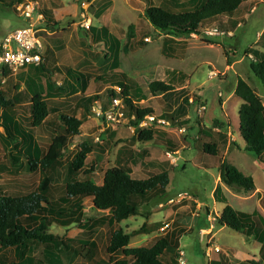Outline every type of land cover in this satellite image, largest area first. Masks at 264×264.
Wrapping results in <instances>:
<instances>
[{
  "label": "rangeland",
  "instance_id": "obj_1",
  "mask_svg": "<svg viewBox=\"0 0 264 264\" xmlns=\"http://www.w3.org/2000/svg\"><path fill=\"white\" fill-rule=\"evenodd\" d=\"M162 2L173 4L172 0H98L91 13L97 23L107 24L111 34L117 40L118 44L112 45L111 48L108 43L105 44L93 39L85 40L83 47H81L77 32L83 33V30L86 29L76 23L79 21L78 17H71L64 24L76 28L75 30L71 29L72 32L70 30L68 35L70 52L76 57V60H71L73 68L85 76L89 75L88 77L91 79L89 88L85 90V93L78 94V96L74 95L73 92L66 94L69 96V103L73 104L67 106V114L82 118L84 123L80 127L81 135L72 139L70 146L65 150V164L53 174V184L61 186L66 182L67 161L73 157L76 146L81 142H92V150L88 155L83 171L93 170L92 177L99 183L103 180L105 170L115 165L118 149L126 143V146L132 145V136L136 133L134 126H131L129 122L120 125L115 128L119 131L118 135L114 139H110L109 133L112 129H108L106 132L102 131L100 121L92 112L94 102L89 103L85 100L87 94H91L93 100H96L98 95L102 100H105L108 97L106 88L111 85L106 82V79L110 80L107 75L118 78L119 72H124L129 77L136 79L140 87V97L146 99L151 97L147 84L153 80L165 79L167 70H169L167 82L172 83L173 88L186 83L188 89L167 94L161 98V102L156 98L142 102L144 107L152 106L151 108L156 110L152 125L155 128L169 131V137L174 139L180 149L177 155L172 154L171 157L164 155L167 154L164 147L156 146L158 149L153 150L154 156L157 158H165L168 162L175 158L177 164L175 166L171 162L172 165L168 163L170 182L167 186V194L163 198L152 199L148 205H142L143 214L146 215L147 211L150 212L148 218L139 215L130 217L119 225L106 221L96 226L92 224V227L87 229L84 227L91 224L89 219L97 220L107 215L108 211L101 212L93 209L91 200L86 198L75 199L74 203L81 202L84 206V216L81 221H73L75 214H72V221L68 225L63 226L54 223L49 232L66 238L74 247L72 251L63 254V264H92L97 261H108L109 255L106 248L111 233L118 227H122L126 232H132L130 246L152 245L157 238L164 237L168 232H178L181 226L180 220L183 218L185 223L190 226L191 231L182 235V232L177 233L180 238L178 241L173 239V244L176 245L174 250L167 251L162 255L163 260L167 263L177 261V264H180L178 248H181L186 252L185 258L189 264H212L213 260L220 257L223 259L222 262L214 261L213 264H251L248 260H255L264 264V240L256 239L254 236L248 237L244 232L216 224V219L222 215L226 203L224 200L217 201L213 196L216 177L220 171L219 166L223 161H228L243 171L259 169L260 172H264V163L244 149L245 141L239 130V108L242 99L233 95V88L237 83L236 73L248 81L260 96L264 95V87L261 81L250 69V63L253 59L248 56L247 52L249 51L254 58V50L264 52V38L260 34L261 37L258 41L257 36L260 31L264 32V6L260 3L255 4L253 11L249 7L243 15L246 22L235 29L234 36H224L223 41L219 42L220 45L217 43L211 46L209 44L212 42L199 39L195 34L181 37L186 39L185 43H173L177 41L175 39L172 41L173 38L155 29L145 16V11L148 6L159 5ZM172 7L176 11L192 9ZM25 24L14 7L0 3V38L8 31L16 30ZM130 25H133L132 29H130ZM208 26H204L201 30L213 31V27ZM166 38L168 39L165 40ZM169 43L173 44L170 49H168ZM177 44H185L184 49L173 47ZM170 51L174 53V56H168L167 53ZM232 61L236 63L235 69L229 70L225 77V67L227 63H233ZM211 72H215L216 75H211ZM68 80V77L63 73H58L53 78L57 85L62 86H67ZM68 91L70 90L68 89ZM73 96H77V98ZM197 96H199V100L202 99L204 102L197 101ZM190 97L193 98V103L189 101ZM200 104L206 105V108L201 112H199ZM162 111L163 114L161 115ZM171 112L179 121L176 122L177 125L175 126L164 117ZM29 113L26 112L24 117H28ZM229 114L232 118L228 116ZM56 115L58 114H50L47 121L37 128L34 134L35 139L29 148L32 150L47 148L52 141L55 125L59 122V117ZM188 115L192 120L186 123V118H189ZM13 116L15 115L13 114ZM159 120H165V122ZM215 120L220 121L217 122L216 126L221 131L230 126L232 132L229 138L230 148L225 150V144L228 143L226 138L225 144L221 147L223 150L220 149L219 151L220 155L204 153L201 150L202 145L210 141L208 134L202 138L195 137L197 132L200 136L203 132L201 123L213 128ZM227 131L229 130L227 129ZM3 132V129L0 128V136ZM233 135L237 139H234ZM108 140L112 142V146H109ZM235 142L238 145H235ZM22 145L28 146L25 143ZM142 146L139 143L138 146H133L124 154V162L129 163L132 167L133 177L146 176L142 159H140V153L144 149ZM1 161H4V154L0 153ZM203 162L208 163L209 166L201 165ZM148 169L153 171L154 168L149 166ZM40 180L39 170L31 174L22 170L15 176L1 175L0 191L11 194L16 192L15 190H17V186L20 187L19 185H26L33 191L39 186ZM230 189L229 193L223 191L229 199V203L236 210H256L264 223V196L262 199L257 196L250 197L247 201L240 196L248 194L245 195L242 191ZM262 190L264 193V187ZM55 194L58 196L60 192L55 191ZM181 194L187 198L182 199ZM221 196L222 194L219 195V198ZM193 200H196L197 203ZM198 203H201L199 210L197 209ZM69 218L67 215L61 220ZM167 222L171 224L169 231H160V227ZM144 223L146 229L153 228L155 225L156 228L154 227V229L156 230L149 234L134 232ZM208 228L211 230L206 232ZM85 241L96 243L93 260L83 257L86 247L82 243ZM216 246L221 248V253L214 250ZM208 247L212 249L209 256L206 255ZM38 249L40 251L42 248ZM6 256L11 261L17 260L14 250L9 251Z\"/></svg>",
  "mask_w": 264,
  "mask_h": 264
},
{
  "label": "trees",
  "instance_id": "obj_2",
  "mask_svg": "<svg viewBox=\"0 0 264 264\" xmlns=\"http://www.w3.org/2000/svg\"><path fill=\"white\" fill-rule=\"evenodd\" d=\"M22 1L0 0L4 5L14 7L15 10L16 4ZM241 3L242 0H206L197 8L176 11L171 3L162 2L159 5L148 6L145 16L155 29L167 35L188 37L193 33L200 34L201 29L207 25L218 24L222 29V16L234 15ZM132 28L133 25H130V29ZM261 35L264 38V32ZM116 44L118 42H114V39L109 43L111 46ZM247 52L250 57L249 51ZM253 54L255 58L250 63V69L264 87V52L254 50ZM43 63L38 66L45 69ZM66 69L72 73L69 68ZM6 70L7 68L1 70L4 77L7 76ZM55 72L56 70L50 74L47 91H44L43 87L41 88L36 82L27 84V87H31L30 93H32L30 115L23 116L20 123L16 122L12 116H10L11 120L8 117V113L16 114L17 101L7 99L0 82V109L3 110L0 115V126L4 129V133L0 136L2 145L0 153L4 154V161L0 162V176H15L22 170L27 174L39 170L41 176L39 186L33 191L28 186L21 185L17 186L16 192L11 194L0 191V264H63V254L72 251L74 247L66 238L49 232V229L54 223L68 225L72 221V214H75L73 221H81L84 216V206L81 202L74 203L75 199L86 198L91 200L93 209L101 212L108 211L107 215L97 220L89 219L91 224L84 227L87 229L92 227V224L96 226L106 221L119 225L122 221L139 215L148 218L150 212L143 214L142 205H148L152 199L163 198L167 194V186L170 182L169 170L146 171L145 177H133L130 164L122 163L119 159L114 166L105 170L102 182H97L92 177L93 170L83 171L92 150V142L89 141L79 143L73 157L67 161L66 182L61 186L53 184V174L64 166L65 150L70 146L71 140L80 135V127L84 121L74 115L60 112L58 102L54 99L56 96H64L69 92L85 93L90 80L88 76L80 73L70 74L72 76L67 86L57 85L51 80V75ZM107 76L111 84H119L123 87L122 97L128 105L127 114L136 115L135 119L130 120L136 132L133 142L134 139L142 145L153 142L176 151L177 148L172 141L158 136V130L153 125L146 128L138 126L142 119L148 115H154L155 111L151 107L142 105L137 81L124 72H119L118 78ZM33 88L36 90H32ZM148 88L153 96L173 91L171 85L160 80L150 81ZM235 94L242 99L239 108V130L245 141L244 149L264 163L263 96H260L257 90L242 77H238ZM114 95V90L109 89L108 96ZM196 99L204 102L202 99L199 100V96ZM50 114H58L56 116L59 117L51 143L46 149H39L37 153L30 149L24 150L22 144L33 141V133L46 122ZM164 117L169 119L170 123L175 122L176 119L173 113ZM217 121L215 120V126ZM111 133V139H114L115 132ZM207 134L211 137L216 132L210 127H203V135ZM167 142L170 145H167ZM107 143L109 146L113 145L110 140ZM216 146V143L207 141L201 149L205 153L217 155ZM145 153L146 151L140 155V159L143 160L146 157L147 153L146 155ZM220 178L228 187L242 191L244 194H249L256 189L253 177L228 161H223L220 165ZM55 191H59L60 195L56 196ZM215 191H220V187L218 186ZM224 202L226 205L222 215L216 219V224L244 232L248 237L254 236L256 239L264 240V229L255 215L236 210L227 200ZM77 210L78 213H76ZM67 215L69 219L61 220ZM145 227L144 223L134 232L149 234L156 230L155 225L149 229ZM178 232H168L164 237L157 238L152 245L130 246L132 232H126L122 227H118L111 233L106 248L109 255L108 261L96 260L97 262L92 264H177V261L167 263L162 255L174 250L176 245L173 244V239L179 240ZM82 245L86 247L83 257L93 260L96 243L85 241ZM40 247L42 249L39 251ZM13 250L17 255L15 261L9 260L6 256ZM249 262L260 264L255 260H249Z\"/></svg>",
  "mask_w": 264,
  "mask_h": 264
},
{
  "label": "crops",
  "instance_id": "obj_3",
  "mask_svg": "<svg viewBox=\"0 0 264 264\" xmlns=\"http://www.w3.org/2000/svg\"><path fill=\"white\" fill-rule=\"evenodd\" d=\"M36 1H38L41 4L40 5L41 8L39 11L41 12L42 17L38 18L36 23H37L38 29L40 30L39 35L41 36L43 43H44V50H43L44 63L43 64L45 66V69H43L41 66L29 65V66H26V67L20 69L16 73H13V72L11 73V71L7 68V70H6L7 76L5 77L6 78V84L4 82V84L1 85L7 99H16L15 101H17L16 102L17 106L15 109L16 114H14L15 116H13L12 113L11 114L9 113L8 117L11 120L10 116H12L15 119V121L19 122V123L22 122L21 118L25 115V113L30 112L29 109H30V102H31L32 93H30L31 87L30 86L27 87V84H34L36 82L37 84H40L41 88L43 87L44 91H47L49 89L47 87V84H49L48 80H49L50 74H52L54 70H56V72L54 75H51V80H53L54 76L57 75L58 73H63L66 77H68V79H69L68 83L70 82V76H72L70 74H78V73L82 74V72L77 71V69L73 68V64L71 62V60H76V57H75V54L72 55L70 52V39H68V35H69V32L71 29L75 30L76 28H75V26L73 27L72 25H69V26L64 25L65 23H67L69 18L78 17L79 21L76 22L78 25H80L82 15H86L87 17L91 18V20H92V26L90 29L83 30V33L77 32L78 33V40L80 41L81 47H83L85 40H87V39L88 40L89 39L97 40L100 42H104L105 44L108 43V45H109V43L112 42V39H114V42L117 41L113 37V35L111 34L107 24H105L103 22L97 23L94 20V17L92 16L93 14L91 13V11L94 10L95 4L98 2V0H80V1L79 0H36ZM205 1L206 0H174V1L172 0V3H173L172 5L176 6V7L178 6V7L192 8L193 9V8H197L198 6H200ZM0 3H2V2H0ZM259 3L264 6L263 0H242V3L240 4L238 10L236 11V13L234 15L222 16V18H221L222 24H223L222 29L219 28L218 24H213V25H209V26L213 27V31H211V32H216L215 34L210 35L207 33L206 30L205 31L201 30L200 34H195V35H197L199 39L202 38L208 42H212V44H209L211 46L219 43L220 41H223L224 36H234L235 29L242 26V24L246 22V19L243 17L244 13L248 10L249 7H251V11L255 10V4L258 5ZM23 20L27 25L30 23V20H26L24 18H23ZM26 24L23 26H26ZM215 30H217V31H215ZM12 31H14V30H12ZM12 31H8L2 38H0V42L4 39V37L7 34H9ZM71 32H72V30H71ZM260 34H262V31H260L257 35L259 38V39L257 38L258 41L260 40V37H261ZM168 36L170 38H173V40L175 39L177 41V42H173V43H181V42L185 43V41H186L185 38L176 37L174 35H168ZM168 45H169L168 49H170L172 47L171 45H173V44L169 43ZM177 45H179V46H177ZM177 45H174L173 47H176V48L180 47L182 49H184V47H185L184 46L185 44H177ZM219 45H220V43H219ZM109 47L111 48V45H109ZM68 54H70V55H68ZM167 54H168V56H170V55L174 56V53L172 51L168 52ZM181 57H183V56H181ZM232 62L233 63H231V64L227 63V65L225 67V69H226V71L224 72L225 77H226V74L229 73V70L235 69L236 63L234 61H232ZM66 68H69L72 73H69ZM9 71H10V73H8ZM168 72H169V70H167V73H166L167 76H168ZM86 75H88V74H86ZM236 75H237V81H238V77H241V76L237 73H236ZM167 76L164 77L165 79H157V80L163 81L166 84H169L172 86L173 85L172 83L167 82V79H166ZM106 80H107L106 82H108V84H111L109 79H106ZM102 81L105 82V80H102ZM172 81H174V80H172ZM68 83H67V85H68ZM146 83H147V81H146ZM89 85H90V80H89V84H88L87 89L89 88ZM116 85H119V84H114V85L111 84V85L107 86V88H106L107 94H108V90L112 89ZM138 85H139V83H138ZM236 85H237V83H236ZM236 85L233 88V95H236L235 94ZM183 89H186V90L188 89L186 83L183 85L175 86V88H173V91L170 93L161 94L158 96L151 95V97H147L146 99H142L141 103L152 100L153 98H156L158 101L161 102V98L163 96H165L167 94H171L173 92L181 91ZM32 90L35 91L36 89L33 88ZM78 94L79 93H76L74 95L78 96ZM77 96H73V97L77 98ZM86 96H87V98L85 100L88 101L89 103L95 101L91 98V94H87ZM98 99L101 100V102L104 104L109 99V96L105 100H102L101 97L98 95L96 100H98ZM189 99L193 100V98H191V97ZM54 100L58 102V105H59L58 109L62 113H67L66 112L67 106L73 105V104L69 103V96H67V95L56 96ZM75 102L77 104V100ZM154 111L156 113L155 109H154ZM2 112H3V110L0 109V115H2ZM162 114H163V111H162L161 115ZM29 115H30V113H29ZM228 116L230 118H232L231 114H229ZM188 117L189 118H186V123H187V121L192 120V118H190L189 115H188ZM229 117H228V119L230 120ZM99 121H100V124L102 125V131L106 132V130H108L109 128L104 130L102 121L101 120H99ZM176 122H179V121H177V119H175V122H171V123H172V125L175 126V125H177ZM83 123H84V121H83ZM178 124H181V123H178ZM213 124H215V121ZM201 125H202V128L203 127H210V126L205 125L204 123H201ZM224 125H226V124H224ZM0 128L3 129L2 126H0ZM110 129H112L109 133L110 137L112 136V133H111L112 131L115 132L114 137L116 135H118L119 131L117 129H115V128H110ZM156 129L158 130V132H157L158 136H161L162 138H164L168 141H172V143L176 146L177 149H176V151H171L168 147L166 148L164 146H159L153 142H148L147 144L143 145L142 147L144 149H143L142 153H140V155L141 154L143 155V152H145V151L147 153V155L145 153V155H146L145 159H143L141 161L144 172L152 170V169H148L149 166L150 167L153 166V168H154L153 170H162V169L169 170V167H168L169 164L168 163H170V162L173 165L177 166V164L175 163L174 156H173L174 159H171L170 162L166 161L165 158H157L156 156H154L153 150L158 149V148H156V146L157 147H164V148H166L165 149L166 152H172V154H174V155L175 154L177 155L180 152L179 146L174 142V139L169 137L170 136L169 131L161 130L158 128H156ZM181 129L184 130V128H181ZM212 129L216 132V134H212L211 137H209L210 138L209 142L216 143V145H217L216 147L218 149L217 155H220L219 151H220V149L223 150V148H221V147L225 144L226 138L228 139V143H227V145L225 144V148H226L225 150L227 151L230 148L229 138L232 134V132L230 131L231 127L230 126L227 127V129L229 131H227V129H224L223 131H221V129L218 126L217 127L213 126ZM3 131H4V129H3ZM36 131L33 134H35ZM80 132H81V130H80ZM80 135H81V133H80ZM203 136H205V135H203V132H202L201 136H200V134H198V132L195 135L196 138H199V137L202 138ZM233 136H234L233 137L234 139H237V137L235 135H233ZM133 137L134 136H132V140H131L132 145L126 146L127 145V143H126L125 145H122L118 149V152L120 150V155H118V152H117L115 163H116L117 159H119L123 163L124 162V154L126 153V151H128L130 148H133V146H138L139 142H137V141L133 142ZM33 139H35L34 135H33ZM31 143H26V144H28V146L22 145L23 149L24 150L30 149L32 152L37 153V151L39 149L32 150L31 148H29ZM236 144H237V142H235V145ZM167 145H170V143L167 142ZM164 155H166V154H164ZM137 156H138V154H137ZM133 159H135V158H133ZM133 159H132V161H133ZM201 165L209 166L208 163H205V162L201 163ZM219 169H220V166H219ZM240 170L243 171L242 169H240ZM169 172H170V170H169ZM243 172L245 174L251 175L253 177L255 185H256V189L252 193H250L248 195L245 194L246 196H240V197H243L247 201H248V198H250V197L252 198L254 196H257L258 198L262 199L264 196V193L262 190L264 187V172H260L259 169H257V170L247 169V171H243ZM21 186H26V185H21ZM218 186L220 187V191H215ZM229 190H231L230 187H228L226 184H224L222 182V180L220 178V171H219V175H217V177H216V187L214 189L213 196L215 197V199L217 201L218 200H227V202L229 203V199L223 193V191H225V193L226 192L229 193ZM220 194H222L221 198H219ZM193 201L196 202V200H193ZM200 208H201V203H198L197 209L199 210ZM238 211L255 215V217L257 219H259L260 226L262 227V229H264L263 219L259 215V213L256 212V210L246 211V210L240 209ZM212 222L214 223L213 218H212ZM180 225L181 226H180L178 231L182 232L181 235L184 234L185 232L191 231L190 226H188V224L185 223L183 218L180 220ZM210 230L211 229L208 228L206 232H209ZM219 253H221V252L219 251ZM222 260H223L222 257H220L219 259L213 260L212 264L214 261L219 263L220 261L222 262ZM232 264H237V263H232Z\"/></svg>",
  "mask_w": 264,
  "mask_h": 264
},
{
  "label": "built area",
  "instance_id": "obj_4",
  "mask_svg": "<svg viewBox=\"0 0 264 264\" xmlns=\"http://www.w3.org/2000/svg\"><path fill=\"white\" fill-rule=\"evenodd\" d=\"M15 8L18 14L24 19L30 20V23L10 32L0 42L1 83H4L6 81V78L1 74V70L3 68H8L11 72L16 73L26 66H38L44 62V43L41 36L39 35L40 30L38 29L36 23L38 18L42 17L41 12L39 11L41 8L40 3L36 0H23L22 2L16 4ZM80 25L86 30L90 29L92 26L91 18L87 17L86 15H82ZM207 33L213 35L216 32H211L210 30H208ZM250 58L254 59L252 55H250ZM211 75H216V73L211 72ZM112 89L115 93L114 96L109 97L107 102L104 104L99 99L95 100L92 107V112L94 113V115L102 121L104 130L107 128H117L127 122L130 123L131 119L136 118L135 114H127L128 105L122 97L123 87L121 85H116ZM190 102L193 103V100L190 99ZM205 108V104H200L199 112L203 111ZM154 120V115H148L139 122L138 126L140 128H146L149 125H152ZM159 121H163V123L165 122V120ZM166 153L167 156H172L171 152ZM180 196L182 197V199L187 198L182 194ZM170 228L171 224L167 222L160 227V231L168 232ZM214 250L219 252L221 248L216 246ZM211 251L212 249L208 247L206 255L209 256L211 254ZM185 257L186 252L183 249L179 248L178 261L180 264H189L186 261Z\"/></svg>",
  "mask_w": 264,
  "mask_h": 264
}]
</instances>
